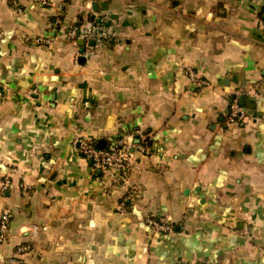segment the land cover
<instances>
[{
    "label": "crops",
    "instance_id": "1",
    "mask_svg": "<svg viewBox=\"0 0 264 264\" xmlns=\"http://www.w3.org/2000/svg\"><path fill=\"white\" fill-rule=\"evenodd\" d=\"M48 2L0 0V264H264V0Z\"/></svg>",
    "mask_w": 264,
    "mask_h": 264
},
{
    "label": "built area",
    "instance_id": "2",
    "mask_svg": "<svg viewBox=\"0 0 264 264\" xmlns=\"http://www.w3.org/2000/svg\"><path fill=\"white\" fill-rule=\"evenodd\" d=\"M37 2L46 5L48 0H37ZM264 27V22H263ZM69 37L75 40L78 36L76 35L75 29H71L68 33ZM100 36H104L102 27L99 23L92 26L91 30L87 35H83L82 38L87 39H98ZM34 42L36 44L46 45L51 42L50 37H35ZM189 76L192 81L196 82L199 86H204L205 82L198 80L193 72H189ZM246 117V110L238 103V99L232 100L228 120L230 123L242 122ZM77 145L80 154L92 163L94 169L103 172H111V175L118 179L117 174H125V172L133 166V153H139L141 155L150 154L149 147L140 142H135L132 139L119 138L116 140L112 147L99 148L95 142L90 138H82L74 142ZM116 174V175H115ZM8 212L4 211L0 218V237H4L8 230ZM147 224L157 233H167L170 227L165 223H160L156 220L147 219ZM177 264H210L206 260L196 261H178Z\"/></svg>",
    "mask_w": 264,
    "mask_h": 264
},
{
    "label": "water",
    "instance_id": "3",
    "mask_svg": "<svg viewBox=\"0 0 264 264\" xmlns=\"http://www.w3.org/2000/svg\"><path fill=\"white\" fill-rule=\"evenodd\" d=\"M84 61V57L83 56H80L79 58H78V62L79 63H82ZM238 100H239V104H241V105H243V104H247V103H249V99L245 96V95H240L239 96V98H238ZM101 143H99L98 144V146L99 147H101V145H100ZM102 148V147H101Z\"/></svg>",
    "mask_w": 264,
    "mask_h": 264
}]
</instances>
